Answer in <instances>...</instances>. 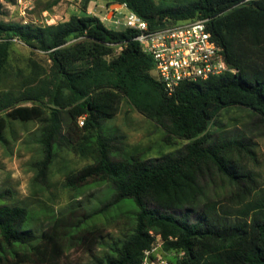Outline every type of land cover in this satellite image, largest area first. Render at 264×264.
<instances>
[{
  "label": "trees",
  "instance_id": "1",
  "mask_svg": "<svg viewBox=\"0 0 264 264\" xmlns=\"http://www.w3.org/2000/svg\"><path fill=\"white\" fill-rule=\"evenodd\" d=\"M93 1L80 0L82 9ZM103 1L125 3L151 30L208 19L207 31L235 73L184 82L168 96L152 76L153 59L142 51L134 30L110 29L88 14L52 26L0 23V81L11 40L45 54L51 63L34 84L0 92V144L7 142V117L31 119L18 105L46 103L50 112L38 119L36 133L38 177H45L65 148L94 161L66 176L67 189L90 182H106L113 189L100 209H70L39 236L30 226L31 209L0 205V264H54L72 246H87L90 264H142L157 236L160 250L173 256L169 264H264V185L242 164L257 163L255 144L245 132L209 133L220 112L232 107L252 114L246 131L264 127V0ZM123 98L159 126L166 141L186 143L157 158L121 153L119 138L107 136L101 124L116 116ZM216 181L229 186V192L212 193ZM126 199L137 208L132 229L109 243L103 256L93 254L91 247L101 244L94 236L99 228L85 224Z\"/></svg>",
  "mask_w": 264,
  "mask_h": 264
},
{
  "label": "rangeland",
  "instance_id": "2",
  "mask_svg": "<svg viewBox=\"0 0 264 264\" xmlns=\"http://www.w3.org/2000/svg\"><path fill=\"white\" fill-rule=\"evenodd\" d=\"M32 0V10L28 19L40 21L42 13L47 11L57 16L58 21H67L71 16L98 15L104 11L106 3L103 0L90 2L86 10L82 9L80 0ZM157 3L160 0H155ZM0 11V23L22 24L23 18L17 8L8 4ZM86 11L88 13H86ZM108 28L114 29L107 25ZM48 57L41 52H34L17 40H11L10 57L6 73L0 81V92L13 89L24 82L34 84L38 76L43 77L50 68ZM17 107L25 109L31 116L29 120L8 118V127L4 132L6 144H0V205L19 204L28 207L33 212L30 223L35 235L48 230L51 221L60 217L70 209L81 211L85 209H100L111 198L113 189L106 182H90L77 190H69L64 186L69 173L77 172L84 167L94 164L90 157L76 155L65 148L61 149L44 178L38 177L34 166L41 158V150L36 141V133L40 127L38 119L49 114L46 103L38 104L24 102ZM11 112V111H10ZM254 120L252 114L245 109L232 107L222 110L209 127L211 136H226L245 132L255 144L254 151L257 163L243 160L247 169L258 175V181L264 185V127L251 132L246 131ZM102 131L107 136H117V144L122 148L121 153L141 154L143 159L157 158L170 154L182 148L186 143L180 139H164L163 130L154 122L146 119L133 109L123 98L116 116L101 124ZM121 156V155H120ZM118 158V154H114ZM236 159V158H235ZM212 193L229 192L230 187L216 181ZM216 191V192H215ZM7 193V194H6ZM136 206L130 199L119 205L107 208L103 213L94 216L85 227L96 225L99 231L94 235L100 245H93L91 252L103 256L109 243L120 239L122 234L133 227ZM156 255L169 264L172 254L159 249ZM90 251L86 246H72L63 251L62 256L54 264H90Z\"/></svg>",
  "mask_w": 264,
  "mask_h": 264
},
{
  "label": "built area",
  "instance_id": "3",
  "mask_svg": "<svg viewBox=\"0 0 264 264\" xmlns=\"http://www.w3.org/2000/svg\"><path fill=\"white\" fill-rule=\"evenodd\" d=\"M0 3L2 7L9 8L5 0H0ZM11 4L23 18L22 24L52 26L61 22L47 11L42 13L40 21L28 19V12L33 8L32 0H14ZM121 11L124 13L121 14ZM103 12L99 16H91L100 18L115 29L137 32L135 40L142 51L153 59L151 74L161 83L168 96L174 95L184 82L206 81L225 73H235L226 62L222 47L212 40L207 31L208 19L166 23L161 28L151 30L125 3L105 5ZM78 123L82 126L83 118ZM161 244L157 236L151 250L145 252L142 264H167L155 253Z\"/></svg>",
  "mask_w": 264,
  "mask_h": 264
},
{
  "label": "crops",
  "instance_id": "4",
  "mask_svg": "<svg viewBox=\"0 0 264 264\" xmlns=\"http://www.w3.org/2000/svg\"><path fill=\"white\" fill-rule=\"evenodd\" d=\"M104 12L103 11H101V13L100 14H98V15H96V16H99V15H101V14H103ZM124 13V11H121V14H123ZM106 26L107 25H110V26H112L111 24H106V23H104ZM113 27V26H112ZM114 28V27H113Z\"/></svg>",
  "mask_w": 264,
  "mask_h": 264
}]
</instances>
